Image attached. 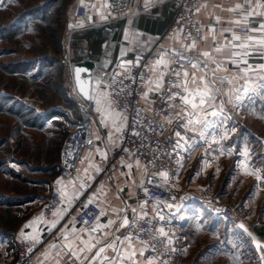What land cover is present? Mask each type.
Segmentation results:
<instances>
[{
  "label": "crops",
  "instance_id": "obj_1",
  "mask_svg": "<svg viewBox=\"0 0 264 264\" xmlns=\"http://www.w3.org/2000/svg\"><path fill=\"white\" fill-rule=\"evenodd\" d=\"M74 2L76 5L79 3L91 4L94 7V16L90 23L79 20L81 21L80 25L68 28V44L64 48L61 61L62 67L66 71V83L64 87L56 82L49 81L47 83V86L55 91L58 100L62 102L56 106L63 110L59 111L52 107L44 111L40 119L46 124H53L61 119L67 121L70 128L72 127L70 117H68L70 112L76 114L78 107L86 103L74 85L72 67L83 58V54H88L96 63L91 100L88 101L96 105V111L91 121L94 146L83 151L77 167L78 179H66L58 175L64 138L60 139L57 146L50 145L51 155L54 153L55 159L43 165L42 173V180L48 188L47 198L41 207L21 225H19L17 217H14L9 223H5L8 224L7 226L4 224L1 226L0 264H12L16 243L24 239H30L36 245L33 264H81L80 261L69 260L62 253L57 256L58 249L51 247L59 245L63 241V234H69L73 229L79 233V230L87 228L78 224L72 216L81 197L89 199L94 194L96 195L97 200L94 203L106 212L99 223L107 224L109 219L116 220L117 223L112 226V229L105 228L104 231H114L115 236H119L121 239L127 235L128 228L119 227L121 217L127 216L131 221L134 216L132 212L134 208L140 215H143V212H149L146 207L140 211L142 204L138 202L148 180L144 167L140 163L116 154V150L121 145L120 130L127 120H124L123 117H127V115L119 111L110 101L107 89L100 82L98 74L101 71L111 70L122 73L128 70L131 59H145L149 63L150 76L144 93L149 87L155 88V82L159 79L160 72L164 71L162 67H156L158 57L166 53L168 47L190 44L184 41L179 33H172L169 30L176 15V3L174 0H134V4L142 3L145 10L138 13L132 9L123 15L120 31L115 37V49L109 57L105 58L99 47L95 52L87 41L74 43L72 36L88 29L104 27L107 23L110 0H74ZM236 4L244 5V8L228 11L230 8H235ZM257 4L264 5V0H252L256 14L247 17L246 27L248 28H259L260 24H264V7H256ZM104 5H108V7H104ZM246 9L245 0H206L199 8L198 17L204 27L205 37L192 49L200 53L204 51L213 53L214 59L221 62L222 70L216 73L218 76L231 77L236 74V66L230 63L228 55L232 49L226 47L221 53H215L214 50L221 44H227L233 33L241 37L246 35L241 32L245 25L230 23V21L242 19ZM217 17H219V21H217ZM215 26L219 27V32H215ZM225 29H231V31H224ZM248 34L257 38L261 36L259 32ZM213 36L216 37L215 40L212 39ZM251 51L252 55L247 57L248 63L258 68L264 64V55L261 54L264 53V49L257 46ZM208 64L210 68L215 67L211 60L208 61ZM223 69H227V71ZM188 71L190 74L195 71L197 77L201 74L198 69L188 68ZM210 75L211 73H209ZM149 80L152 81L151 84H149ZM188 87L190 90L194 87L191 83V75ZM254 87L256 91L245 97L241 107L234 108L232 104L224 106L226 114L231 118L226 120L223 125L220 123L223 119L222 116L212 117L209 115L206 118L208 127L185 131L182 128H177L178 121L172 120L169 123V117L175 115V112H179V108H176L175 112L170 108L165 113V132L172 141L171 149L175 165L174 173L167 175L164 182L170 180L168 187L173 193L177 195L188 192L198 194L202 190H209L211 195L218 200L223 199L222 202L232 197H238L241 199L236 205L245 211L249 209L253 201L258 200L260 193L257 186L259 183H264V168L260 166L258 151L264 149V136L259 134L260 132L252 125V121H264V88L260 93L259 84H255ZM228 91L229 89L225 88V92ZM156 92H148L146 99L143 94V103L147 109L151 108V99ZM222 99H227V97H218L217 103ZM116 113H119L120 116L117 117ZM121 125L122 127L117 131V127ZM175 131H180L185 137V141H182L181 147L174 152ZM201 132L203 136H201ZM103 154H106V158ZM90 164L92 167H89ZM128 165H131V168ZM86 168L88 169L87 173L84 171ZM97 168L99 171L96 170ZM257 176L260 177L259 180ZM82 183L85 185L84 188H81ZM51 189L60 192L63 206L55 213L56 215L46 217L43 214V206L49 198ZM166 205L173 207L171 203ZM125 208L126 211L121 213L120 209ZM113 209H116L115 213L112 211ZM198 209V207H192L185 211H179L182 240L171 246V254L167 260L145 259L144 245L133 242V247L136 250L135 264H149L150 261L151 264H180L184 260H189L191 257L189 248L193 245V241L187 232L190 227L187 223L190 222L193 210ZM3 210L7 211L8 209L4 208ZM14 210L17 208L14 207ZM243 226L244 231L246 229L247 233L254 235L258 241L264 243V222L256 224L244 222ZM79 234L85 240L88 239L86 233ZM94 235L99 236L98 233ZM77 243L79 242L77 241ZM127 244L128 242L125 241V247ZM141 251L143 255H140ZM94 252L95 249L92 254ZM108 254L111 255V250ZM83 264H87V261H83ZM125 264H131V262L127 261Z\"/></svg>",
  "mask_w": 264,
  "mask_h": 264
},
{
  "label": "rangeland",
  "instance_id": "obj_2",
  "mask_svg": "<svg viewBox=\"0 0 264 264\" xmlns=\"http://www.w3.org/2000/svg\"><path fill=\"white\" fill-rule=\"evenodd\" d=\"M75 7L74 0H0V228L14 217L21 225L47 198L43 165L55 159L50 145L57 146L70 127L40 118L52 107L63 110L47 83H66L61 61L67 30L81 24ZM252 125L264 136V121ZM258 153L264 168V149ZM257 190L258 200L246 211L236 205L241 198L218 201L237 207L247 224L264 222L262 183ZM193 211L187 223L191 257L180 264H264V243L254 235L213 219L203 207Z\"/></svg>",
  "mask_w": 264,
  "mask_h": 264
},
{
  "label": "built area",
  "instance_id": "obj_3",
  "mask_svg": "<svg viewBox=\"0 0 264 264\" xmlns=\"http://www.w3.org/2000/svg\"><path fill=\"white\" fill-rule=\"evenodd\" d=\"M174 1L177 10L169 27L170 32L179 33L186 42L191 43L193 38H195L196 43H201L205 37V30L199 21L197 8H200L206 0ZM132 9L140 13L145 10V6L142 3L134 4V0H110L107 11V23L104 25L102 32L103 57L107 58L113 53L115 37L122 25L121 19L126 12ZM93 16L94 7L91 4L79 3L76 5L74 17L77 20L90 23ZM197 26L200 28L199 34L196 32ZM214 30L219 32V27L215 26ZM241 32L246 34L243 30ZM188 33H192V36H188ZM181 46L168 47L166 53L174 54L180 52L186 58H193L194 60L205 59L200 55L199 51L192 48L189 50L187 47L182 48ZM82 57L81 61L92 60L88 54H83ZM148 65L147 60L134 58L130 60L127 71L122 73L116 70L101 71L98 74V78L107 89L109 99L113 105L127 115L126 123L120 130L121 145L116 150V154L134 162L138 161L148 175L145 187L147 192L144 189L138 200L140 204L148 209V215L143 220L137 219L136 223L131 224L127 228V235H138V238L133 242L144 245L145 259L167 260L171 254V246L182 240V230L178 218L179 211H185L192 207H203L213 219L223 223L240 227L244 225V221L237 207L219 202L210 192L204 190L198 194L188 192L177 195L168 187L170 180L164 182V179L159 176L160 172H166L167 175L174 173L175 163L172 156L171 143H169L170 137L165 132L164 115L170 109V104H179V99L166 100L161 97L171 94L167 91L168 82L172 78L171 69L177 68V65L170 61L168 71L163 78V87L153 95L151 108L147 109L143 103V94L150 76ZM116 73H119L116 77L117 81L123 80V84L111 86V78ZM141 77L144 79H141ZM120 87L124 89V92L120 94L118 102H114V88L118 90ZM171 91L177 92L180 89L173 88ZM137 110L141 112L139 117L136 116ZM95 111L96 105L86 102L78 107L76 114L70 112L69 117L72 127L64 138L61 160L58 165V175L60 177L78 179L77 167L83 151L94 146L91 134V121ZM134 120L138 121V123H134ZM136 132H139L140 135H134ZM149 181L152 182L149 183ZM262 189H264V183H262ZM88 200L87 197H81L72 214L74 220L85 227L97 223L96 217L99 216L101 210L96 203L89 204L85 208ZM146 201L147 203H145ZM167 203L173 204V207H168ZM62 206V195L58 190L51 189L49 198L43 206V214L46 217H50ZM157 211L165 217L163 221H160L156 216ZM89 213L94 215H89ZM101 218L102 216H100L99 221ZM83 221H88V225L84 224ZM145 221H151V223L148 224ZM153 226L157 229L163 227L168 233L167 238L158 236V239L164 240V243L156 244L155 249L150 246L148 237L144 233H137V230L141 227L152 228ZM168 239L171 240L170 244L167 242ZM35 253L36 245L32 240H21L16 243L15 257L12 264H33Z\"/></svg>",
  "mask_w": 264,
  "mask_h": 264
},
{
  "label": "snow or ice",
  "instance_id": "obj_4",
  "mask_svg": "<svg viewBox=\"0 0 264 264\" xmlns=\"http://www.w3.org/2000/svg\"><path fill=\"white\" fill-rule=\"evenodd\" d=\"M245 4L247 5L246 11L243 12V18L237 19L235 21H230L231 24L235 25H245L243 27V31L246 33L245 36L241 37L233 33L231 39L228 40L227 44H221L215 48V53H221L224 51L226 47L232 49L228 53L230 56V63L236 66V74L229 76H218L216 73L221 69V62L214 59L213 53L209 51H204L200 55L206 59L199 60L193 58H186L182 53L176 52L174 54L164 53L160 55L156 61V67H162L164 71L160 72L159 79L155 82V88L149 87L148 90L144 93V98L146 99L148 96V92L159 91L163 87V77L168 71V62L171 61L173 64L177 65V68L171 69V77L168 82L167 91L171 94L163 95L161 98L166 100H176L179 99V104H170L169 107L173 109L175 112L176 108H179V112H175V115H171L169 117V123L172 120L178 121L177 128H182L185 131H195L197 128L208 127L207 117L211 115L212 117L222 116L223 119L220 121L221 125L224 124L226 120H229V117L226 114L225 105L232 104L234 108H239L242 106L245 97L256 91L254 87L255 84H259L261 88H264V64L260 65L258 68L250 65L248 63L247 57L252 55L251 49L259 48L264 49V24H260L259 28H248L246 27L247 17L256 14L255 8L252 6V0H245ZM104 7H108V5H104ZM256 7H264V5L257 4ZM244 8V5L236 4L235 8H230L228 11H236ZM199 11V8H197ZM106 18V17H102ZM217 21H219V17H217ZM71 27V25H69ZM214 31V30H213ZM224 31H231V29H225ZM196 32L199 34L200 28L196 27ZM252 32H259L261 36L259 38L247 34ZM188 36H192V33H188ZM222 35V33H221ZM213 40L216 39L215 36L212 37ZM239 42V43H237ZM182 48L187 47L189 50L191 48L196 47V39L193 38L192 42L189 45H182ZM264 55V53H261ZM211 60L215 67H209L208 61ZM186 61V65H185ZM244 65V67H241ZM121 67H124L121 65ZM188 68L193 70H200V75L197 77L196 72L193 71L191 74L188 71ZM155 70V69H154ZM227 71V69H223ZM209 73L211 75L209 76ZM119 73H116L111 78V86H117L118 84L122 85L123 80L117 81L116 77ZM191 75V83L194 87L190 90L188 87L189 76ZM77 79L79 80V70L76 72ZM141 79H144L141 77ZM243 81V83H241ZM152 81L149 80V84ZM180 89V91L172 92L171 89ZM225 88H228L229 91L225 92ZM83 91V89H81ZM124 92L122 87L114 88L113 91V100L114 102H118V98L121 93ZM227 97V99L220 100L217 103L218 97ZM99 102V101H98ZM126 110V108H125ZM210 110V111H209ZM117 117L120 116L119 113L115 114ZM141 115L140 110L136 111V116L139 117ZM124 120L127 117H123ZM134 123H138V121L134 120ZM115 126V120L113 121ZM120 127H117V131L120 130ZM134 135H140L139 132L134 133ZM176 140L173 143V151L175 152L178 148L181 147V142L185 141V137L181 134L180 131H175L174 133ZM201 136L203 133L201 132ZM191 139V138H189ZM91 143V141H89ZM169 143H172L170 140ZM99 151V150H97ZM104 158H106V154H103ZM138 163V161H137ZM89 167H92L90 164ZM131 168V165H128ZM99 171V169H96ZM86 173L88 169L84 170ZM159 176L162 179H167L166 172H160ZM259 180L260 177L257 176ZM152 181H149L151 183ZM59 183V181H58ZM85 185L82 183L81 188H84ZM147 192V189H145ZM78 198V197H77ZM97 200L96 195L90 197L87 203L85 204V208L88 207L89 204L94 203ZM147 203V201L145 202ZM171 207V205H169ZM144 205H140V211H143ZM114 213L116 209L112 210ZM126 211L125 209H120V212L123 213ZM134 214L133 220L130 222L127 216L121 217V222L119 224L120 228L130 227L131 224L136 223L137 219L143 220L147 217L148 213L143 212V215H140L137 209H132ZM54 215H56L54 213ZM89 215H94L93 213H89ZM106 215V212L101 209L99 216L96 217L97 223L89 225L86 229L79 230V233H86L88 239L85 240L82 235H80L75 229L71 231L69 234H63V241L59 245H52V248L58 249L57 256H60L61 253L68 257L69 260L72 261H80L83 264V261H87V264H125V262L130 261L131 264H135V256L136 250L133 247V241L138 238L133 235H125L123 239L119 236H115L114 231L105 232L104 229H112V226L117 223L116 220L109 219L107 224H100L99 218L100 216ZM156 216L160 221H163L165 217L160 214L158 211L156 212ZM84 224L88 225V221H83ZM145 223L150 224L151 221H145ZM54 226V225H53ZM244 228L243 225L240 226ZM118 230V229H117ZM245 231H247L245 229ZM99 234L97 237L94 234ZM137 233H144L148 237V241L150 242V246L155 249L156 244H163L164 240L158 239L159 237H168V233L165 231L163 227L155 228H144L141 227L137 230ZM23 235V233H22ZM111 237V239H110ZM28 238V237H26ZM77 241L79 243H77ZM125 241L128 242L127 247H125ZM169 244L171 240L167 241ZM143 243V241H142ZM257 247H261V245H257ZM93 249H95L94 254ZM123 249V251H122ZM109 250H111V255L108 254ZM90 254V256H89ZM140 255H143V252H140ZM83 258V259H82ZM151 264V261L149 262Z\"/></svg>",
  "mask_w": 264,
  "mask_h": 264
},
{
  "label": "water",
  "instance_id": "obj_5",
  "mask_svg": "<svg viewBox=\"0 0 264 264\" xmlns=\"http://www.w3.org/2000/svg\"><path fill=\"white\" fill-rule=\"evenodd\" d=\"M95 69H96V63L93 60L78 61L72 67L74 85L79 95L86 102L91 100ZM77 70H79V80L77 79L76 76ZM81 89H83V91H81Z\"/></svg>",
  "mask_w": 264,
  "mask_h": 264
},
{
  "label": "trees",
  "instance_id": "obj_6",
  "mask_svg": "<svg viewBox=\"0 0 264 264\" xmlns=\"http://www.w3.org/2000/svg\"><path fill=\"white\" fill-rule=\"evenodd\" d=\"M102 32H103V27L88 29L84 31L83 33L73 34L72 38H73L74 43L87 41L88 44H90V47L92 48V50L96 52L97 47L100 48V51L102 50ZM38 119L39 117H37V120Z\"/></svg>",
  "mask_w": 264,
  "mask_h": 264
}]
</instances>
